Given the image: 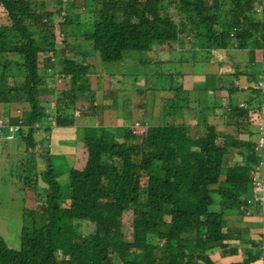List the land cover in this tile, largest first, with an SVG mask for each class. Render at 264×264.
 Returning <instances> with one entry per match:
<instances>
[{
	"label": "trees",
	"instance_id": "obj_1",
	"mask_svg": "<svg viewBox=\"0 0 264 264\" xmlns=\"http://www.w3.org/2000/svg\"><path fill=\"white\" fill-rule=\"evenodd\" d=\"M227 2L222 12L226 0H92L90 17L79 26L73 2L59 0L49 10L41 1L0 0L10 20L0 25V79L7 82L0 85V102L8 107L28 104L27 129L17 133L26 150L36 146L35 135L48 116L55 126H73L76 101L93 107L96 90L90 76L97 74L98 63L123 60L128 50L167 45L187 35L199 44L203 39L206 50H247L248 57L260 50L264 65V4L257 12L256 0ZM54 18L60 19L59 30ZM60 32L63 48L58 47ZM79 37L92 53H86ZM44 52L51 53L47 61L64 79L59 91L40 75L38 57ZM93 54L97 57L91 60ZM239 74L219 75L217 82L209 74L204 88H226L231 95L239 90L233 81ZM244 74L258 76L254 71ZM175 75L170 73L172 82ZM171 85L173 97L161 105L166 122L164 117L160 122L138 120L146 126L144 132L127 125L78 127L86 161L66 172L48 153L46 167L38 173L46 185L45 198L37 196L42 201L38 210H24L31 225L22 227L19 248L9 247L0 235V264H224L216 251L229 247L223 241L232 235L225 213L250 205L251 181L259 169L264 180V146L257 150L255 142L260 123L253 119L257 114L264 120V95L253 108L251 96L219 106L220 125L210 121L215 115L205 108L191 124L174 120L184 110H195L191 98L180 96L181 83ZM132 88L137 94L145 91L135 84ZM261 90L255 88L259 94ZM130 139L136 143H127ZM60 173L67 177L65 185ZM80 210L93 221L88 233L74 215ZM126 210L131 212L128 227L123 224ZM251 245L244 259L232 264H254L264 236L261 246Z\"/></svg>",
	"mask_w": 264,
	"mask_h": 264
},
{
	"label": "crops",
	"instance_id": "obj_2",
	"mask_svg": "<svg viewBox=\"0 0 264 264\" xmlns=\"http://www.w3.org/2000/svg\"><path fill=\"white\" fill-rule=\"evenodd\" d=\"M35 1L43 2L44 7L51 10L59 0ZM75 1L76 0H64L65 3H74ZM79 5L75 7L74 11L75 20H77L76 22L80 26L84 20H88V17H90V8L86 10L85 8L81 7V4ZM82 11H86V15L84 17L81 16ZM87 14L89 15L88 17ZM78 41L87 47L86 53L90 54L93 52L89 44L82 38L79 37ZM202 41L203 39L199 44L197 40H191L187 35H180L177 41L170 42L167 45L154 43L147 50H130L124 52L125 55L123 60L98 63L96 71H100V74H93L90 76L92 82L91 88L96 90V100L93 106L94 108L96 107L95 112L93 114L85 112V109L80 106L84 100L76 101L75 105L80 106L78 110L79 114L74 115L75 117L73 116V126L66 127L72 128L75 132L76 128L78 127H125L127 125V127L130 128L132 122L134 121L135 113L132 115L129 113V116L127 115L128 117H124L122 116V110H120L123 100L119 98V95H123L126 92L129 94L127 95L128 98H132L131 107L136 109L137 112L141 111V120L140 118L137 120L147 123L145 121H151V117H154L155 114L157 118H155L154 121L160 122L162 117H164V109L161 105L165 101V98L169 101V99L173 97V90L170 89V82L172 83L171 86L174 87L177 81L181 83L183 89L182 91H184L179 93L180 96L183 98L185 97V99H192L190 106L193 107L195 112L189 108L178 113L174 120L183 118L184 121L195 124L200 115L198 114L197 116L196 112L205 108L207 114L215 115L210 118V121L220 125L219 123H221V120L219 119L220 116L218 113L220 111L219 106L225 107L230 103V101H232V103L235 102L236 104L245 102V100L249 97L248 89L239 86V80L244 78L249 81L250 77L247 74H244V72H249L250 68L254 67L252 66L254 63H262L263 56L260 50H255L252 55H249V57L247 50H243V53H237L233 48H217L206 50L204 47H202ZM258 52L261 56L258 54ZM45 53H49L51 55L50 52H44L40 54ZM95 57H97L96 54H93L90 59L94 60ZM47 59L48 57L42 59L45 61L48 74L44 81L48 83V87H50V89L59 91L65 86L64 79L53 71V69L50 67L51 62L49 60L47 61ZM40 66L41 64H38L39 71H41ZM234 71H240L241 74H239L237 77H234L235 82L238 84L239 90L233 92L231 95H229L226 88H217L216 90L204 88L208 81L209 74H212L213 77L215 76V82L219 75H225ZM170 73H176L173 82L171 80ZM206 78L207 81H205ZM131 80H134V84L140 88L143 87L142 89L147 91L145 92L146 94H137L136 90L133 92L131 90L133 89V84L130 82ZM148 81H152L156 86L149 85L147 83ZM126 87H128V91H126ZM150 90L156 91L158 95L154 97L155 99L150 100L149 102L147 97ZM145 98L147 99L146 101L143 100ZM87 103H89V101H87ZM16 108L17 104L8 107L0 102V115L5 116L9 122L14 123L18 120V118H20V115L18 114L19 111L17 112ZM130 116L131 118H129ZM47 118V120L45 119L42 122L40 128H38L39 131L35 135V138L37 140H40L41 138L50 140L51 136L53 135L55 141L59 142L61 145L64 144L62 142H67L64 132L57 135L55 131L58 127L57 125H52L49 133L44 132L45 126L51 125L52 116H48ZM164 119L166 122L168 117L165 116ZM42 128L43 130H41ZM60 128L63 127L60 126ZM224 129L229 130L228 127ZM3 130H7V128H3L2 132H0V171L5 167L4 163L6 158L4 155L6 152H9L8 158L11 157L17 151V148L20 145L19 141H21L19 136L12 140L6 139ZM75 134L77 135V132ZM240 137L247 138L248 135H240ZM5 141L10 142L9 146L5 145ZM41 143L42 141H40V144ZM49 143L50 142L48 141L47 144L49 145ZM48 145L47 147H49ZM71 152L72 153L69 154V158L72 160L73 165L78 168L81 167L86 161L87 154L85 149L82 151L83 154L81 155L73 154L76 153V149L72 150ZM225 214L226 220H228V228L232 235L229 239L223 241L229 243V247L218 249L216 251L217 258L219 262L224 264L239 263L244 259L246 251H249L253 248L251 244L257 243L259 246L262 245L264 236V214L257 211V213L254 215L253 212L249 215H244L242 211L239 210H230ZM244 218H246V220H244ZM254 264H264V249Z\"/></svg>",
	"mask_w": 264,
	"mask_h": 264
},
{
	"label": "rangeland",
	"instance_id": "obj_3",
	"mask_svg": "<svg viewBox=\"0 0 264 264\" xmlns=\"http://www.w3.org/2000/svg\"><path fill=\"white\" fill-rule=\"evenodd\" d=\"M73 4L75 5V7L81 4L82 8H85L86 10H88L90 5H92V0H81V1L76 0ZM227 9H228V2L226 0L225 7L222 9V12L223 10H227ZM29 10L33 11V8H29ZM72 13L75 14V11L73 10ZM85 15H86V11H82L81 16L84 17ZM59 21L60 19L54 18V23L56 25L57 30H59ZM9 24H10V20H9L7 13L2 7H0V25H9ZM57 37H58L57 38L58 47L63 48L64 44L61 43L62 33L61 32L58 33ZM236 52L243 53V51H240V50H236ZM258 54L260 55L259 52ZM49 55H50L49 53H45V54H40L38 57V64L39 65L41 64L40 75L44 79L47 78L48 74H47V66H45V61L42 59L49 57ZM123 55H125V53ZM123 59H124V56H123ZM105 65H109V64H105ZM110 65H117V64H110ZM252 66L254 67L250 68V71H254L258 73L257 78L256 79L251 78L249 81L242 78L239 80L238 84L239 86L248 89V95L253 97L252 105H251V107L253 108V107H257L261 103V98L264 95V65L260 63L256 65L254 64ZM97 74H100V71H97ZM259 78H261L262 80H258ZM233 81L235 83L234 78H233ZM130 82L134 84L133 80H131ZM147 83L149 85L156 86L152 81H148ZM1 84L4 86H7V82L2 81L0 79V85ZM259 84H263V88L260 94L255 91V88L257 86H260ZM46 85H48V83H46ZM128 90H129L128 87H126V91ZM131 90L135 92L134 89H131ZM145 92L147 91H144L143 93ZM127 95H129L128 92H126L123 95H119V98L123 100V104L120 106V110H122L123 112L122 116L124 117L125 116L128 117L129 113H131V115L135 113L134 115L135 116L134 124H135L136 122H139L137 119L140 118L141 120V117H142L141 111L137 112L136 109L131 107L132 98H128ZM156 95H158L156 91L150 90L148 92V97H147L149 102L151 98H154ZM143 100L146 101L147 99L145 98ZM233 104H236V103L234 102ZM50 106H51L50 108L52 109L54 108V104H50ZM80 106H82L85 109V112H88L89 114H93L96 109V107L95 108L92 107L90 103H87V101H83V103H81ZM80 106L75 105L74 110H73V116L79 114L78 110ZM16 109H17V112L19 111L18 114L20 115V118L25 121L26 116L30 113L28 104L25 103L23 105V104L17 103ZM17 112L15 111L16 114ZM129 118H131V116ZM151 118L152 120H155L157 116H155L154 114V117L152 116ZM253 119L256 121L258 120L259 123H261L262 121L261 118L257 117V114H254ZM51 125H54L53 119H51ZM132 125L133 124H131V127L130 128L128 127V128L132 129ZM2 129H0V132H2ZM24 129L26 130L27 127H25ZM55 131L57 135L64 132L65 139L67 142H62L64 144L61 145L59 142L55 141V138L52 135L50 140L46 138H44L43 141H42V138L40 140L36 139V146L33 149H29L28 151L26 150L24 141H19L20 145L17 148V151L12 156L10 155L11 157L8 158L9 156L8 151L4 155V157L6 158L5 163H4L5 167L3 168V170L0 171V235L4 238V240L6 241L9 247L19 248L20 234H21L22 227L31 225L29 216L28 215L25 217L23 216L24 210L25 209H28L29 211L31 209H33V211L38 210L39 204H40L38 203V201L42 202L41 198L42 199L45 198L46 185L43 183L41 178H39L38 173L40 174V171L45 169L48 153H50L51 155H54V158H53L54 161H56L58 165H61L65 172L67 168L73 165L72 160L69 158V154L72 153L71 151L76 149V153H73V154H77V155L83 154L82 151L84 150V147L82 146V144H80V140L78 139V136L75 134L76 132L72 128H67L66 126H64L63 128H60V126H58ZM3 133L6 134L7 130H3ZM17 137L18 135H16L14 138H17ZM9 140H12V139H9ZM40 141H42L41 144H40ZM48 141L50 142L49 145L47 144ZM4 143L6 146H9L10 144V142L8 141H5ZM127 143H131V145H134L136 141L128 140ZM47 145L49 147H47ZM59 180L62 183V185H65L67 183L66 175L65 174L63 175V173H60ZM30 182L34 183V185H32L34 186L33 188L29 186L28 183ZM37 196H40L41 198L39 199L37 198ZM216 197L218 198V196ZM61 203L67 204L68 202L62 200ZM255 206H257V208ZM249 207L251 208L253 215L256 214L257 211L261 212L260 210H258L259 207L257 204L256 205L250 204L246 206L244 208V211H243V207H241L239 211H242V213L245 215L244 213L245 209ZM233 209H236V208L233 206ZM130 213L131 212L129 210H126L124 213L123 224L125 227H128L131 224L130 223L131 222ZM74 215L75 217H78L81 219L83 233H88L93 230V224H92L93 221L91 220L90 217L86 216L83 210H80L79 212H75ZM244 220H246V218H244ZM124 236L131 237V234L124 233Z\"/></svg>",
	"mask_w": 264,
	"mask_h": 264
},
{
	"label": "built area",
	"instance_id": "obj_4",
	"mask_svg": "<svg viewBox=\"0 0 264 264\" xmlns=\"http://www.w3.org/2000/svg\"><path fill=\"white\" fill-rule=\"evenodd\" d=\"M255 10L261 12L262 5L264 4L263 0H256ZM261 80V79H260ZM263 88V84H259ZM258 87V86H257ZM242 105V104H241ZM37 125V124H35ZM27 127L26 122L23 119H18L15 123H10L4 116L0 115V129L7 128L8 133L5 135L6 139H14L19 130ZM133 132H144L146 126L141 125L140 121L133 123L132 125ZM256 149L260 150L264 146V120L261 121L259 126V132L256 136ZM259 169V168H258ZM260 170V169H259ZM257 171L252 177L251 181V201L250 204L258 205V210L261 213L264 212V180L261 177L260 171ZM257 208V206H255ZM251 208L245 209V214H251Z\"/></svg>",
	"mask_w": 264,
	"mask_h": 264
},
{
	"label": "clouds",
	"instance_id": "obj_5",
	"mask_svg": "<svg viewBox=\"0 0 264 264\" xmlns=\"http://www.w3.org/2000/svg\"><path fill=\"white\" fill-rule=\"evenodd\" d=\"M3 116V115H2ZM5 117V116H4ZM6 118V117H5ZM7 119V118H6ZM19 119V118H18ZM8 120V119H7ZM11 123V122H10ZM15 123V122H14ZM6 135V134H5Z\"/></svg>",
	"mask_w": 264,
	"mask_h": 264
}]
</instances>
